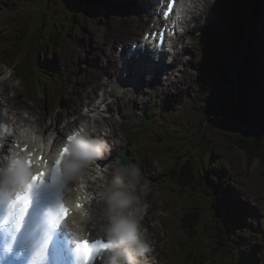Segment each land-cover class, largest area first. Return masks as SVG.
Returning a JSON list of instances; mask_svg holds the SVG:
<instances>
[{
	"label": "rangeland",
	"instance_id": "rangeland-1",
	"mask_svg": "<svg viewBox=\"0 0 264 264\" xmlns=\"http://www.w3.org/2000/svg\"><path fill=\"white\" fill-rule=\"evenodd\" d=\"M237 1L236 5L240 7ZM233 2L234 0H216L207 13V19L200 21V28L196 20V27L189 31V40L182 36L179 41L183 48L177 45L181 59L166 62V71L163 69L159 71L160 74L147 76L140 69L136 80L142 78L144 85L141 89H136L138 86L130 79L121 82L123 85L133 86L140 94L135 101L130 102L131 109L122 99L108 105L109 110L118 113L124 121L116 129L117 143L141 163L153 180V191L149 196L153 209L149 211L151 221L146 223L158 239L155 250L158 264H199L206 259L204 253L217 249V232L211 223L219 225V221L211 211L204 213L197 225L198 232L191 240L189 232L186 233L185 240V235L178 233L175 228L180 224V214L171 212V205L179 206V197L173 191L176 188L165 185L170 168L168 164L173 156L177 158L178 171L187 164L199 168L203 158V165L209 166L206 171L209 172L208 178L214 187L219 185L223 190L230 189V199L238 204V210L252 227L251 234L247 236L248 244L243 250L251 263L253 259L252 264H264V166L260 163L252 170L253 159L234 144L239 130H242L239 124L232 126L229 120L210 118L209 111L213 108L207 105L214 95L223 69L229 76H236L237 69H241L244 64L247 68L249 63V67L259 75L260 82L264 84V25L260 21L264 18V0H251L247 10L249 20L238 34L234 31L229 11L230 6L233 8ZM132 5L130 0H88L85 4L84 0H0V62L7 60L2 52L4 37H12L17 19L21 17L17 14L24 13V16L28 14L35 19L39 18V57L46 55L47 58L41 61L45 62L46 67L50 65L53 68V71L46 73L50 76H47L49 80L47 88H44L46 96H38V92L37 95L28 94L24 82L21 80L22 83L17 86L13 79L10 86L15 96L9 102L17 106L15 101H18V106L31 108L40 117L53 113L63 117L78 111L83 106L86 93L90 96L92 92L99 93L105 87L100 83L104 75H117V72L110 70L118 71V67L122 65L120 50H123L124 43L129 45L140 34L142 36L143 21L132 10ZM257 5L263 9L262 12H256ZM244 18L245 15L240 12L236 21H244ZM249 24L251 27L248 28ZM234 37L240 48L244 45V54L232 61L230 69L229 50ZM217 43L218 47L226 50L225 55L221 51H215ZM123 75L128 77L127 74ZM159 82L164 83H160V88ZM162 86L165 90L161 89ZM0 87H5V84H0ZM247 88L251 89L249 85ZM200 93L207 96L199 99L196 96ZM258 95L257 99L262 101V94ZM253 105L254 111H261L258 102ZM228 106L223 104L215 108L219 112L229 113ZM157 108L163 112L156 111ZM257 114L259 119L261 115ZM250 124L255 126L254 123ZM261 124L264 127V120H261ZM245 126L249 127V123H245ZM201 130L205 139L200 145L197 143V134ZM183 137L190 139V144L181 146L185 143L182 141ZM170 142L176 145L175 151ZM185 152L186 156H182ZM192 153L194 157L188 160ZM178 157L181 158L178 160ZM183 196L187 203L189 195ZM220 197L221 194H218L217 198ZM167 198H171L173 202L170 203ZM244 235L245 233L240 232L234 236L236 244L243 240ZM232 243L234 244L233 239ZM196 248L203 255L197 254ZM213 252L216 254V251ZM230 260L225 258L227 262ZM247 261L245 258V262ZM209 262L213 263L211 257ZM219 263L218 258L214 259V264Z\"/></svg>",
	"mask_w": 264,
	"mask_h": 264
},
{
	"label": "clouds",
	"instance_id": "clouds-1",
	"mask_svg": "<svg viewBox=\"0 0 264 264\" xmlns=\"http://www.w3.org/2000/svg\"><path fill=\"white\" fill-rule=\"evenodd\" d=\"M215 2L174 0L169 12V0H159L171 29L167 63ZM13 79L22 83L15 65L0 62V264H64L67 252L75 264H158L146 223L153 180L117 143L124 121L108 108L122 99L131 109L140 94L104 75L105 87L86 93L78 111L40 117L9 102ZM259 164L253 159L252 170Z\"/></svg>",
	"mask_w": 264,
	"mask_h": 264
},
{
	"label": "trees",
	"instance_id": "trees-1",
	"mask_svg": "<svg viewBox=\"0 0 264 264\" xmlns=\"http://www.w3.org/2000/svg\"><path fill=\"white\" fill-rule=\"evenodd\" d=\"M246 3L247 1L245 5ZM233 10L230 12L232 15V23L234 31L238 34V32H242V23L245 22V18L244 21L241 22L236 20L240 12L244 13V15L246 14L244 4L241 3L240 7L235 5ZM17 15H21V17L17 19L12 37H4V50H2V52L4 56L7 57L6 62L15 65V74L24 82L27 93L30 95H37L36 92H38V96H46L47 92L44 88H47L46 84L49 80L47 76H50L44 72L49 69L46 67L45 62L39 60V18L35 19L28 14L24 16V13ZM42 26L43 24H41L40 28H42ZM249 27H251L250 24L248 28ZM251 32H253L252 28ZM234 39L229 50V56L237 59L239 55L242 56V54H244L242 49L244 45H241L240 48L237 38L234 37ZM237 50H239V53H237ZM216 51H221L224 55L226 52L224 48L218 47V43ZM229 64L232 65V60ZM249 66L250 64L248 63L247 68L246 64H244L241 69L238 68V74L235 77H230L227 72L224 73V69L221 70L218 83L220 89L217 96L220 98L219 100L222 101L221 106H223V104L229 105L227 107L229 113L226 111L219 112L214 108L215 113L211 115L215 114V117L229 120L232 126H234V124H239V128L242 130H239V134L234 139L235 146L241 151L246 152L249 158H259L260 163L264 166V127L261 126V120H264V84L260 82V79L258 82L259 84L255 83L257 81L251 71L252 68ZM248 85L251 88L250 90L247 88ZM259 93L262 94V101L257 99ZM196 97L202 99L206 97V95L200 93V95ZM192 100L194 101L195 98H192ZM255 102L259 103L261 111L257 112L253 110L252 107H254L253 104H255ZM257 113L261 115L259 119ZM245 123H249V127L245 126ZM250 123H254L255 126H251ZM200 135L201 136L197 138V143L201 145L204 141L202 130L200 131ZM182 141L185 143L181 144V146H185V144L188 145L191 142L190 139L185 137L182 138ZM170 145L175 151L176 145L172 142H170ZM192 145H194V142H192ZM181 155L186 156V152ZM191 157H194L193 153L189 156L188 160H190ZM180 158L181 157H178V160ZM168 167H170V174L168 175L166 183H168V185L170 184L168 188H176L174 192L176 197H179L180 205L173 209L177 210V213L181 210V213H179L180 224L176 226L177 231H179L178 233L184 234V239L186 240V233L189 232V240L193 239L194 234L198 232L197 225L200 223L204 213L208 211H211L213 216L219 221V225L215 223L211 224H213V227L215 226L217 232V245L219 243L222 244L220 248L217 247L215 250L212 249L204 253L206 259L202 260L199 264H210V257L213 260L211 264H214V259L216 258L220 260L219 264H242L244 258L243 247L248 244L247 236L251 234L252 227L246 223L244 214L235 208V201L230 199V189L223 190L219 185L214 187V184L208 178L209 172L206 171L205 166H202V163H199V168H194L193 165L187 164L186 167L178 171L177 158L173 156ZM174 181L177 183H174ZM187 194L190 196V200L186 203V199L183 195ZM218 194H221L219 199L217 198ZM223 194L226 195V197ZM167 201H169V198H167ZM240 232L245 233L244 238L246 240L240 244H233L232 236H236V234ZM183 243L186 247L185 242ZM196 250L197 254L203 255L197 248ZM213 251H216L217 255ZM226 257L231 260L229 262L225 261ZM233 260L236 262L232 263Z\"/></svg>",
	"mask_w": 264,
	"mask_h": 264
},
{
	"label": "bare ground",
	"instance_id": "bare-ground-1",
	"mask_svg": "<svg viewBox=\"0 0 264 264\" xmlns=\"http://www.w3.org/2000/svg\"><path fill=\"white\" fill-rule=\"evenodd\" d=\"M131 2H132V10L133 11H135L136 12V14H138L139 16H141L142 17V13H143V10L145 9V7L146 6H148L149 5V2H146L147 0H130ZM139 2V4H138V2ZM47 2V1H46ZM127 2H128V0H127ZM237 2H239V1H237ZM128 5H129V3H127ZM240 6H241V3L239 2L238 3ZM258 5H261V3H259L258 2ZM258 5H257V8H256V12H262L263 11V9H260L259 7H258ZM262 6L264 7V2L262 3ZM140 11L142 12V13H140ZM264 14V13H263ZM259 15V14H258ZM258 17V16H257ZM205 19H207L206 17H205ZM200 19L199 18H197V25L199 24V28H200ZM260 21H261V23L264 25V18L262 17L261 19H260ZM184 36L186 37V40H189V31L188 32H186L185 34H184ZM142 38V36H141V34H140V36L136 39V40H134V41H132L130 44H132V43H135V42H139V40ZM260 38H262V35H260ZM113 39V38H112ZM257 41V38H256V40H255V42ZM252 42V41H251ZM126 45H127V43H125V45H123L124 46V48H126ZM256 45V44H255ZM139 44H136V47L135 48H133L132 46L129 48V49H125V50H120V59L122 60V64H124V66H125V68H126V71H129V72H131L130 73V75L131 76H129V78H128V80L130 79V81L132 82V83H134V84H136L137 86H138V88H136V89H141L142 87H143V80H142V78L140 79V80H136V77H138V74H137V72L138 71H140V69L139 68H137L136 66H138L136 63H137V58H139V53L141 54V55H144V52H143V50H138V48H139ZM151 47H155V46H151ZM263 47H264V43H263ZM134 50H133V49ZM145 49H147V48H145ZM186 49H187V47H186ZM262 49V48H261ZM264 49V48H263ZM146 51V50H145ZM153 51H157V56H148V58H142V60H144L145 62H148V64H147V70L145 71V72H143V73H151V74H160L161 72H159V71H162L163 69L166 71V69H165V67H164V65H165V63H166V57H167V52H165L164 50H153ZM123 53V54H122ZM155 57H159V59H158V61L157 62H155V60H150V59H153V58H155ZM181 57H182V55H181V53H179V52H177V55L173 58V60L174 59H176V58H178V60H180L181 59ZM45 58H47V56L45 55L44 57H40L39 58V60H44ZM139 62V61H138ZM155 65H158V67H154ZM49 69H47L46 71H44L45 73H47L48 71H53V68H51L50 67V65L49 66H47ZM145 69V68H144ZM143 69V70H144ZM120 72V71H119ZM120 73H122V72H120ZM254 78L256 79V81L257 82H255V83H257V84H259L258 82H259V79H260V77H259V75H254ZM121 79H122V81L121 82H124V81H126L127 79L125 78V77H123V76H121ZM125 79V80H124ZM160 83L161 84H164L163 82H159V85H158V88H160ZM145 85H146V83H145ZM148 88V87H147ZM161 89H163V90H165V88H163V86H162V88ZM161 92H162V90H161ZM197 136H201L200 134H197ZM201 162H202V166H204L203 164L205 163V161L203 160V158H201ZM170 174V171H169V169H168V175ZM168 175H167V178H168ZM167 180V179H166ZM165 180V181H166ZM174 183H177V182H175L174 181ZM165 185H168V183H166ZM168 186H170V184L168 185ZM173 190V189H172ZM174 191V190H173ZM190 200V196H189V198H188V201ZM180 206V205H179ZM183 208V207H182ZM192 208V207H191ZM153 209V207H151L150 209H149V211H151ZM146 221H151V219H150V216L146 219ZM233 242H234V244H236V238L233 236ZM221 244L222 243H219L218 245H217V247H220L221 246ZM181 251V253H182V250H180ZM162 263V262H161ZM181 264H182V262H181Z\"/></svg>",
	"mask_w": 264,
	"mask_h": 264
}]
</instances>
